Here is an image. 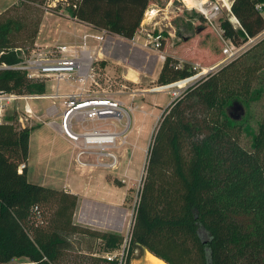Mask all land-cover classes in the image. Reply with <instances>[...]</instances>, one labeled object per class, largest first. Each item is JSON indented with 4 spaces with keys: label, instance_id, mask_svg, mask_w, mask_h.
<instances>
[{
    "label": "trees",
    "instance_id": "16d2710c",
    "mask_svg": "<svg viewBox=\"0 0 264 264\" xmlns=\"http://www.w3.org/2000/svg\"><path fill=\"white\" fill-rule=\"evenodd\" d=\"M43 1L19 0L16 13L0 12V92L46 93L47 79L3 67L33 48L41 17L31 20L26 14ZM151 1L70 0L66 8L96 29L132 39ZM52 7L48 4L45 12ZM231 11L240 25L222 17L220 26L232 42L243 43L264 30V0H233ZM28 20L30 26L24 23ZM253 47L258 50L251 52L252 60H242ZM192 73L189 61L167 55L157 82ZM263 98L264 36L167 106L149 149L126 264L138 243L170 264H264V114L253 125L249 111ZM200 103L208 110L204 120L188 117L186 109ZM9 119L0 126V264L18 257L34 264H68L69 252L77 250L87 257L74 264H119L105 253L119 249L125 236L75 223V193L28 179L27 166L20 165L28 160L36 127ZM242 132L250 136L249 146L242 143ZM97 240L103 254L94 251ZM82 243L86 246L79 247Z\"/></svg>",
    "mask_w": 264,
    "mask_h": 264
},
{
    "label": "rangeland",
    "instance_id": "374dc122",
    "mask_svg": "<svg viewBox=\"0 0 264 264\" xmlns=\"http://www.w3.org/2000/svg\"><path fill=\"white\" fill-rule=\"evenodd\" d=\"M69 1L70 0H44L41 7L27 12L26 15H30L31 20H35L37 16L41 17V24L36 40L39 33L42 38L45 34H48L47 30L49 27H53L56 23L58 24L57 18L53 15L46 14V12L49 11L55 14L64 12L68 14L66 7ZM189 1L193 2V0ZM18 2L19 0H0V12L9 8L11 14L16 13L13 6L17 5ZM48 4L53 7L45 12L44 8H46ZM22 10L23 8L19 11L21 12ZM230 16V11L224 6L221 18ZM143 22L146 23H144L143 27H140L134 36L137 38V42L144 43L149 38L148 33L151 34L162 31L164 40L159 52L165 56L172 55L182 61H189L191 63V68L194 65L203 67L213 66L223 58L222 49L225 42L221 39L217 29L208 24L196 9H186L181 0H152L148 6L147 13H144V18L141 22L142 25ZM24 23L30 26L29 20ZM98 41L99 38L97 41L94 40V38H89V44L92 48L96 45L95 56H97V60L95 61L94 72L98 75L99 84L94 85V88L123 92L120 97L125 102L126 109L129 111L130 107L133 108L129 111V116L126 119H122L123 124L113 118L106 121L108 125L114 123L118 124V128L124 131L123 134L129 142L114 149L118 156L117 166L115 168H100L98 173H107L106 176L113 188H116L114 187L115 185L125 186L127 195L122 202V208L125 210L123 224H120V218L118 217L121 216V214L112 213L111 207L113 202L109 203L107 201L102 203L101 201L103 200L100 202L94 201V217H88L89 219H85V222L91 219L92 223L90 224L94 226L92 229L101 231H114L115 228L123 226V233L121 234L125 236L128 229L131 230L133 226L135 205L138 201L139 190L143 185L147 173L149 149L163 119L165 109L170 104L171 93L148 90L160 85L157 82L158 76H156L159 66L155 65L154 60L156 57L155 55L159 54L158 50L148 49L147 51H149L151 55L147 54L143 57L144 54L141 53L140 50L130 49L126 51L124 49H128V46L125 43H121L120 45L124 47L122 49V55H125V63L123 64L124 69H122V66L117 63L102 58L103 54L98 52L103 43L102 41ZM25 46L29 47V43H26ZM37 46L35 42L33 48ZM257 50L258 49L253 47L249 50V53L247 52L244 54L241 59L250 62L252 60L251 52ZM112 53L117 54L114 48ZM102 59L106 62L104 66L102 63L98 62L102 61ZM157 59L158 65L164 62L160 58ZM79 82V79L73 76L67 81H58L54 78H49L46 80V92L49 93L57 89H59V91H70L74 89ZM52 99V97H43L30 100L31 105L40 118L34 117L27 122L28 126L36 127L32 131L31 148L28 157V179L32 182L46 184L48 187L54 188L61 187L64 182H77L78 190L83 195L88 194L89 190L91 191L94 189L95 199L98 194H100L99 192L102 191L97 175L95 174L94 177H89L87 174L88 172L85 171L86 169L80 168L78 163L73 160L72 145L60 138L56 132L44 122L46 119L44 118L46 117L44 114L45 107L52 103ZM24 104V101H18L13 106H8L7 111L10 116H15V121L17 115L23 112ZM238 111L239 115L243 113L242 108L238 109ZM249 111L251 122L253 125H256L257 119L261 118L264 114V98L260 101L252 102ZM135 115H138L137 122L134 121ZM186 115L191 119L203 121L208 115V110L200 103L196 106H189L186 109ZM16 125L18 124L16 123ZM241 141L244 145L249 146L250 136L242 132ZM189 148V143L185 142V151L188 152ZM97 156L98 154H92L88 160L94 161V163H98L97 161L111 160L108 156H100L98 159ZM109 190L110 187H107V191ZM123 190L124 188H121L120 193H122ZM118 199L119 198L115 201L118 202ZM102 207L104 210H102ZM81 218L84 219L85 215L83 214ZM78 246L85 247L86 244L82 243V246ZM93 247L97 254H103V251L100 249L99 240L94 243ZM82 256L87 257L86 253L82 250L69 252L67 256L68 261L71 260L72 262L69 261L68 264H74L75 260H82ZM26 260L27 259L23 257H18L14 258L12 261L19 262ZM129 264H154V262L145 258V252L143 248L139 246V248L134 250Z\"/></svg>",
    "mask_w": 264,
    "mask_h": 264
},
{
    "label": "built area",
    "instance_id": "2783aa9c",
    "mask_svg": "<svg viewBox=\"0 0 264 264\" xmlns=\"http://www.w3.org/2000/svg\"><path fill=\"white\" fill-rule=\"evenodd\" d=\"M181 1L186 9H196L208 24L216 28L225 45L222 49L223 58L215 65L208 67L194 65L192 67L193 73L188 77L148 89L150 91L170 92V103L177 101L197 80L213 72L216 67L219 68L224 63L233 60L264 36L263 30L257 35L249 37L245 42L236 44L223 36L220 26L222 11L227 5L224 0L221 2L219 0ZM226 7L231 13L229 19L236 26L240 25L232 13L231 7L228 5ZM258 7L261 8L262 6L258 5ZM148 36L149 38L144 42V45L159 52L164 40L162 31L148 33ZM88 37L89 34H85L81 44L37 46L27 53L22 51V58L18 63L3 64L4 68L25 71L29 77L67 81L73 76L77 77L80 82L70 91L57 89L44 94L0 92V126L10 122V115L7 111L9 105L13 106L18 101L25 102L23 112H20L16 117V123L21 127H26L29 120L34 117L40 118L30 100L52 97V103L45 107L46 119L44 122L72 144L78 163L87 164L83 156L89 157L92 154H98L97 159L100 156H108L111 160L97 161V164L106 168H115L118 163V156L114 149L126 143L127 140L123 134L124 131L118 128V124L108 125L106 121L113 118L123 124L122 119H126L129 116V111L133 108L130 107L129 111L126 109L125 102L120 97L123 92L94 88V85L99 84L98 75L94 72L97 56H95L96 48H92L88 43ZM97 38H99V42L103 40L102 36ZM98 53H103L102 46ZM158 55L160 59L165 60L164 54L159 52ZM26 166V163H22L20 168ZM129 246L130 231L128 230L121 247L105 253V256L109 260L118 259L119 264H126ZM9 264H34V262L30 260L11 261Z\"/></svg>",
    "mask_w": 264,
    "mask_h": 264
},
{
    "label": "crops",
    "instance_id": "0c3cea01",
    "mask_svg": "<svg viewBox=\"0 0 264 264\" xmlns=\"http://www.w3.org/2000/svg\"><path fill=\"white\" fill-rule=\"evenodd\" d=\"M219 1L221 2V0H219ZM232 1L233 0H224V2L229 7H231ZM7 5H10V4H7ZM145 13H147V11ZM46 14L55 16V18H57V20H58V24L56 23L53 27H49V29L47 30L48 34H45L42 38L40 37V33H39L37 40H36V44L38 46H48V45H53V44H81L83 42V36L85 34H89V38H94V40H96V41L98 39L97 38L98 36H103L104 39L102 40V43H103L102 44V47H103V53H102L103 57L102 58L104 60H110V61L117 63L118 65L122 66V69H124L123 64L125 63V57H124L125 55H122V49L124 47H122L120 45L121 43H125L128 46V49H124L126 51L127 50L129 51L130 49L131 50L136 49V50H140V52L144 54L143 57H145V55H147V54L151 55L149 53V51H147L150 48H147L144 45V43L137 42L136 37H134L132 39H127V38H124L120 35L107 32L105 30L96 29L86 22H82L76 18H73L72 16L69 15V12H68V14L64 13V12L55 14V13H51L48 11V12H46ZM144 23H146V22H143V25H141V27L144 26ZM40 31H41V29H40ZM89 38H88V43H89ZM94 48H96V45H94ZM113 48L117 54L112 53ZM152 55H154V54H152ZM155 56H156L154 59L155 65L159 66V70H158L157 75H156V76H158L159 71H160L163 63H161V65H158V63H157L158 59L157 58H160V57L158 54H156ZM103 59H102V61H104ZM140 68H142V67H140ZM136 75H137V73H136ZM44 114H45V112H44ZM137 120H138V115H135L134 121L137 122ZM52 130L55 131L56 134L60 138L69 142L66 138H64L62 135H60L55 129L52 128ZM32 131H31L30 140H29V151L31 148ZM126 142H129V141L127 140ZM72 151H73L72 158H73V160H75V162L78 163V161L76 160V153H74L75 150H74L73 146H72ZM89 158H90V156L89 157L88 156L83 157V159H85L87 161V164L81 165L80 163H78V165L80 168L86 169L85 171L88 172L87 174L89 175V177H92V176L94 177L95 174L97 175L99 184L101 185L100 188L102 189V191L99 192L100 194H98L97 198L94 199V189H92L91 191L89 190L88 194H84V195L81 194L80 191L78 190V185H77L78 183L77 182H75V183L64 182V184L58 188V189H64V190L71 192V193H75L78 196V201H77L76 209H75L74 216H73L74 222L77 224L83 225V226H88L90 228H94V226L90 224V223H92L91 219L88 222H85V219H89L88 217H92V216L94 217V201L100 202L101 200H103V201H101L102 203L107 202V201L109 203L113 202V205L111 207L112 213L113 214L114 213L121 214V216H118V217L120 218V220H119L120 224H123L124 223L123 218H124L125 210L122 208L123 207L122 202L127 195V192L125 191L126 187L121 186V185L120 186L115 185L114 187H116L117 189L113 188L111 185V182L109 181V179L106 176L107 173H103V174L98 173L100 168L105 169L106 167L99 165L97 163H94V161L88 160ZM26 165L28 168L29 167V159H28V162H26ZM43 185L47 186L46 184H43ZM107 187H110L109 191H107ZM121 188H124L122 193H120ZM117 198H119L118 202L115 201ZM105 209H106V207H105ZM102 210H104L103 207H102ZM83 214L85 215L84 219L81 218V216ZM122 229H123V226H120L118 228H115V230L112 232L123 233ZM23 258H25V257H23ZM25 259H27V258H25Z\"/></svg>",
    "mask_w": 264,
    "mask_h": 264
},
{
    "label": "water",
    "instance_id": "95a60500",
    "mask_svg": "<svg viewBox=\"0 0 264 264\" xmlns=\"http://www.w3.org/2000/svg\"><path fill=\"white\" fill-rule=\"evenodd\" d=\"M128 230L130 231V229H128ZM138 245H139L140 247L143 248V250H144V252H145V258H146V255H147V254H148V255H153L154 257H156L157 259H159V260L165 262L166 264H170L168 261H166L165 259L161 258L160 256H158V255L155 254L154 252H152L148 247H146V246H144V245H142V244H140V243H138ZM207 264H213V263H212L211 261H209Z\"/></svg>",
    "mask_w": 264,
    "mask_h": 264
},
{
    "label": "bare ground",
    "instance_id": "6f19581e",
    "mask_svg": "<svg viewBox=\"0 0 264 264\" xmlns=\"http://www.w3.org/2000/svg\"><path fill=\"white\" fill-rule=\"evenodd\" d=\"M146 258L148 259V260H150L151 262H154V264H166L165 262H163V261H161V260H159V259H157L156 257H154L153 255H146Z\"/></svg>",
    "mask_w": 264,
    "mask_h": 264
}]
</instances>
